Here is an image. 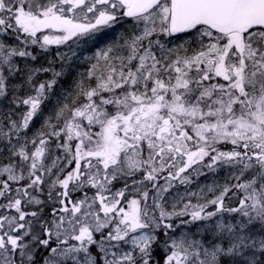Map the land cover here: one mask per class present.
Instances as JSON below:
<instances>
[{"label": "snow or ice", "instance_id": "6c2138e0", "mask_svg": "<svg viewBox=\"0 0 264 264\" xmlns=\"http://www.w3.org/2000/svg\"><path fill=\"white\" fill-rule=\"evenodd\" d=\"M0 264H264V0H0Z\"/></svg>", "mask_w": 264, "mask_h": 264}]
</instances>
